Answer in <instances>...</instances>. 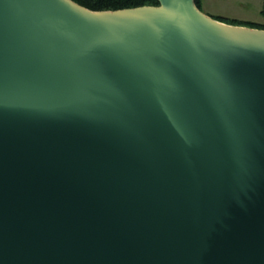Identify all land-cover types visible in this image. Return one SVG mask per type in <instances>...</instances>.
<instances>
[{
  "label": "water",
  "instance_id": "1",
  "mask_svg": "<svg viewBox=\"0 0 264 264\" xmlns=\"http://www.w3.org/2000/svg\"><path fill=\"white\" fill-rule=\"evenodd\" d=\"M0 264H264V30L0 0Z\"/></svg>",
  "mask_w": 264,
  "mask_h": 264
},
{
  "label": "rangeland",
  "instance_id": "2",
  "mask_svg": "<svg viewBox=\"0 0 264 264\" xmlns=\"http://www.w3.org/2000/svg\"><path fill=\"white\" fill-rule=\"evenodd\" d=\"M204 2L205 5L201 0L200 10L224 23L256 29L262 28L252 27L249 23L264 25V0H253V2L251 0H204Z\"/></svg>",
  "mask_w": 264,
  "mask_h": 264
},
{
  "label": "trees",
  "instance_id": "3",
  "mask_svg": "<svg viewBox=\"0 0 264 264\" xmlns=\"http://www.w3.org/2000/svg\"><path fill=\"white\" fill-rule=\"evenodd\" d=\"M80 5L95 11H114L126 8H135L146 5H158V0H74ZM201 9V0H195ZM252 27L264 29V25L249 23Z\"/></svg>",
  "mask_w": 264,
  "mask_h": 264
},
{
  "label": "crops",
  "instance_id": "4",
  "mask_svg": "<svg viewBox=\"0 0 264 264\" xmlns=\"http://www.w3.org/2000/svg\"><path fill=\"white\" fill-rule=\"evenodd\" d=\"M219 1V0H218ZM252 2H253V0H251ZM204 3V5H205V2H204V0H202V4ZM253 5L255 6V4L253 3ZM204 11H206V10H204ZM207 13H209L208 11H206ZM263 14H264V12H263Z\"/></svg>",
  "mask_w": 264,
  "mask_h": 264
},
{
  "label": "bare ground",
  "instance_id": "5",
  "mask_svg": "<svg viewBox=\"0 0 264 264\" xmlns=\"http://www.w3.org/2000/svg\"><path fill=\"white\" fill-rule=\"evenodd\" d=\"M238 28V27H237ZM243 28V27H242Z\"/></svg>",
  "mask_w": 264,
  "mask_h": 264
}]
</instances>
